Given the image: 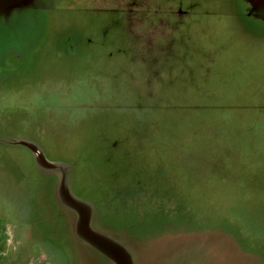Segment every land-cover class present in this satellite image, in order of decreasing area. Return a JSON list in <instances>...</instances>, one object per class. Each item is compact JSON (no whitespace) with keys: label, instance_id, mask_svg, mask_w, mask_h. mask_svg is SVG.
Listing matches in <instances>:
<instances>
[{"label":"rangeland","instance_id":"rangeland-1","mask_svg":"<svg viewBox=\"0 0 264 264\" xmlns=\"http://www.w3.org/2000/svg\"><path fill=\"white\" fill-rule=\"evenodd\" d=\"M45 2L0 29V264H113L21 140L132 264H264V22L238 0Z\"/></svg>","mask_w":264,"mask_h":264},{"label":"water","instance_id":"water-1","mask_svg":"<svg viewBox=\"0 0 264 264\" xmlns=\"http://www.w3.org/2000/svg\"><path fill=\"white\" fill-rule=\"evenodd\" d=\"M46 0H0V29L13 14L23 13L37 18L44 23L47 20L48 6ZM244 5V14L249 18L264 22V0H240ZM36 15V16H35ZM6 21V22H5ZM23 44V42H21ZM13 47L8 48L2 56L13 52ZM29 148L37 166L56 170L58 181L55 186V194L58 202L63 207L74 213V234L85 240L88 246L94 247L113 264H132L131 259L125 257V251L115 240L100 233L91 227L90 209L86 201L77 198L70 189V177L63 170L62 163L47 160L39 148L32 142L19 141Z\"/></svg>","mask_w":264,"mask_h":264},{"label":"flooded vegetation","instance_id":"flooded-vegetation-1","mask_svg":"<svg viewBox=\"0 0 264 264\" xmlns=\"http://www.w3.org/2000/svg\"><path fill=\"white\" fill-rule=\"evenodd\" d=\"M238 1H240V0H238ZM13 57H14V59H15V60H14V59H13V60L16 62L15 65L18 64V63H17V59L19 58L18 55L15 54V55H13ZM17 57H18V58H17Z\"/></svg>","mask_w":264,"mask_h":264}]
</instances>
